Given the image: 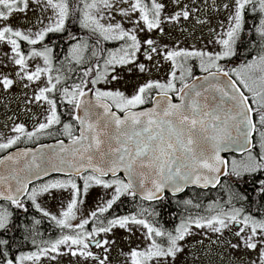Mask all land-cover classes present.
I'll use <instances>...</instances> for the list:
<instances>
[{"label":"snow or ice","instance_id":"snow-or-ice-1","mask_svg":"<svg viewBox=\"0 0 264 264\" xmlns=\"http://www.w3.org/2000/svg\"><path fill=\"white\" fill-rule=\"evenodd\" d=\"M0 108V264H264V0H0Z\"/></svg>","mask_w":264,"mask_h":264},{"label":"flooded vegetation","instance_id":"flooded-vegetation-1","mask_svg":"<svg viewBox=\"0 0 264 264\" xmlns=\"http://www.w3.org/2000/svg\"><path fill=\"white\" fill-rule=\"evenodd\" d=\"M69 30L72 31L74 35H77V36H83V35H84V33L81 32V31H80L78 28H76L75 26H70V27H69ZM64 38L67 39V34H66V33L64 34ZM85 38H86V37H85ZM50 39H54V37H50ZM67 47H68V44L65 43L64 40H57V42H56V47H55L54 50H55L58 54H60V55L62 56V55H63L62 49L66 50ZM108 47H113V45H108ZM192 75H193V76H196V77H200V76L204 75V73H201L198 67H193ZM173 100L176 101V100H175V97H173ZM15 106H16L15 103H13V104L11 105V107H12L13 109H15ZM12 115H13L12 112H7V114H6V110L0 108V125H2L5 121H8V120H9V117L12 116ZM65 118H67V117H65ZM28 127H29V128L31 127V122H29ZM63 139H64V142H68L66 137H64ZM53 142H55V139L45 137V138H42V139L40 140L39 143H40V144H50V143H53ZM256 143H257V141H256V134L254 133V136H253V144L256 145ZM25 147H28V148H36L37 145H36V144H27V145H25V144H21V145H20V149H24ZM254 150H255L256 152L259 151V147H258V145L256 146V148H255ZM0 155H3V154L0 153ZM244 156H245V153H243L242 155L228 154V155H226V158H227V160H229V161H231L233 158H235V159H237V160H241V158L244 157ZM47 178H48V177H45V179H47ZM98 191H99L98 189L93 190L92 194H91L90 197H89L90 202H91L94 198H98V197L96 196V194H97ZM206 193H207V195H208L211 199H213V200H215V199H220V197L222 196V193H221L220 191L216 190V189H212V190H210V191L206 190ZM57 203H58L57 201H52V202H51L53 208L55 207V205H56ZM207 203H208V200H204V204L206 205Z\"/></svg>","mask_w":264,"mask_h":264},{"label":"water","instance_id":"water-1","mask_svg":"<svg viewBox=\"0 0 264 264\" xmlns=\"http://www.w3.org/2000/svg\"><path fill=\"white\" fill-rule=\"evenodd\" d=\"M173 102H174V103H177L178 101H174V100H173ZM253 136H254V134H253ZM65 143L67 144V142H65ZM50 144H55V142L50 143ZM32 149H35V148H32ZM21 150H23V149H21ZM228 154L242 155L243 153H242V152H236V151H225V152H222V153H221L222 157H224L225 159H227V158H226V155H228ZM2 171H4V168H3L2 165H0V172H2Z\"/></svg>","mask_w":264,"mask_h":264},{"label":"rangeland","instance_id":"rangeland-1","mask_svg":"<svg viewBox=\"0 0 264 264\" xmlns=\"http://www.w3.org/2000/svg\"><path fill=\"white\" fill-rule=\"evenodd\" d=\"M239 161V160H238Z\"/></svg>","mask_w":264,"mask_h":264}]
</instances>
